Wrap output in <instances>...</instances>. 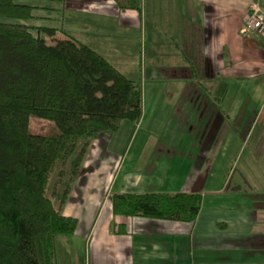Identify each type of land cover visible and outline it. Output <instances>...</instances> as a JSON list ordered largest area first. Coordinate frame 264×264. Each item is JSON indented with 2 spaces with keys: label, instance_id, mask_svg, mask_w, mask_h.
I'll return each mask as SVG.
<instances>
[{
  "label": "crops",
  "instance_id": "0c3cea01",
  "mask_svg": "<svg viewBox=\"0 0 264 264\" xmlns=\"http://www.w3.org/2000/svg\"><path fill=\"white\" fill-rule=\"evenodd\" d=\"M68 1L126 30L143 17L156 55L145 73L164 84L142 91L137 121L91 141L61 208L78 222L56 236L57 264H264V41L241 32L252 0H142L141 12ZM178 192L202 196L193 221L112 213L115 193Z\"/></svg>",
  "mask_w": 264,
  "mask_h": 264
},
{
  "label": "trees",
  "instance_id": "16d2710c",
  "mask_svg": "<svg viewBox=\"0 0 264 264\" xmlns=\"http://www.w3.org/2000/svg\"><path fill=\"white\" fill-rule=\"evenodd\" d=\"M115 2L142 10V0ZM32 9L0 0V264H57L56 236L73 234L78 222L61 208L91 141L142 115L138 80L66 33L48 43L41 34L57 29L25 24ZM32 115L57 131L31 133ZM201 202L186 192L111 196L114 215L172 221H193Z\"/></svg>",
  "mask_w": 264,
  "mask_h": 264
},
{
  "label": "rangeland",
  "instance_id": "374dc122",
  "mask_svg": "<svg viewBox=\"0 0 264 264\" xmlns=\"http://www.w3.org/2000/svg\"><path fill=\"white\" fill-rule=\"evenodd\" d=\"M19 4H26L33 7L32 18L23 21L29 26L53 27L57 32L53 37L41 34L48 43L54 42L53 38H64L63 33L84 43H96L95 50L104 55L115 67L123 72L127 77L138 80L141 84L142 91L144 89H161L163 84L159 81L151 83L145 73V66L149 65L152 58L156 55L149 54L151 44L144 28V18H141V27L134 25L128 30L117 24V16L115 18H99L100 21L94 22L93 15L88 11H82L80 4H72L70 6L68 0H14ZM78 6V7H77ZM147 25V24H145ZM97 36V39H90ZM93 45V44H91ZM90 45V46H91ZM92 47V46H91ZM151 56V57H150ZM159 60L161 55L157 56ZM146 83V86H145ZM175 85H179L175 83ZM188 85V83H186ZM241 100V99H240ZM145 107L143 108V111ZM149 119V118H147ZM147 120H145L146 123ZM29 130L33 134L50 135L57 131L56 124L48 119L37 116H30L28 120ZM145 125V124H144ZM145 129L142 130V133ZM238 146L233 145V157L235 158ZM245 163V159H240L235 163L240 168ZM218 163L216 165L220 166ZM60 167L54 171L50 177V186L47 194L50 195L55 182V174ZM229 168L226 163L225 172ZM60 189V188H59ZM76 251V250H75Z\"/></svg>",
  "mask_w": 264,
  "mask_h": 264
},
{
  "label": "built area",
  "instance_id": "2783aa9c",
  "mask_svg": "<svg viewBox=\"0 0 264 264\" xmlns=\"http://www.w3.org/2000/svg\"><path fill=\"white\" fill-rule=\"evenodd\" d=\"M264 0H252L249 9L242 17L243 35H257L264 41Z\"/></svg>",
  "mask_w": 264,
  "mask_h": 264
}]
</instances>
